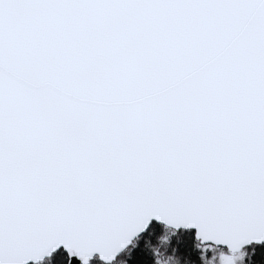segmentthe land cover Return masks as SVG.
<instances>
[{
  "label": "snow or ice",
  "instance_id": "6c2138e0",
  "mask_svg": "<svg viewBox=\"0 0 264 264\" xmlns=\"http://www.w3.org/2000/svg\"><path fill=\"white\" fill-rule=\"evenodd\" d=\"M153 218L264 241V0H0V264Z\"/></svg>",
  "mask_w": 264,
  "mask_h": 264
},
{
  "label": "trees",
  "instance_id": "16d2710c",
  "mask_svg": "<svg viewBox=\"0 0 264 264\" xmlns=\"http://www.w3.org/2000/svg\"><path fill=\"white\" fill-rule=\"evenodd\" d=\"M163 227L157 222H152L148 230L118 256L115 264H152L154 248L159 244ZM174 232L176 236L173 238L170 248L180 259L181 264H189L190 260L195 264H202L200 259L202 251L199 241L195 238V232L193 230H174ZM240 253L246 255L247 261L251 264H264V244L249 245ZM32 264H68V254L61 249L51 257ZM89 264L104 263L98 257H94Z\"/></svg>",
  "mask_w": 264,
  "mask_h": 264
},
{
  "label": "rangeland",
  "instance_id": "374dc122",
  "mask_svg": "<svg viewBox=\"0 0 264 264\" xmlns=\"http://www.w3.org/2000/svg\"><path fill=\"white\" fill-rule=\"evenodd\" d=\"M175 236L176 233L173 229L165 226L163 227L162 235L159 238V244L154 248V257L158 260L159 264H181L180 259L170 248L171 242ZM200 250L203 252L202 264H221V258L229 254L228 250L225 248L216 246L208 247L202 244H200ZM234 264L251 263L247 261L246 255L239 252L234 256Z\"/></svg>",
  "mask_w": 264,
  "mask_h": 264
},
{
  "label": "water",
  "instance_id": "95a60500",
  "mask_svg": "<svg viewBox=\"0 0 264 264\" xmlns=\"http://www.w3.org/2000/svg\"><path fill=\"white\" fill-rule=\"evenodd\" d=\"M152 222H157V223H159V224H161V225H163V226H165V227H168V228H171V229H174V230H176V231H178V230H193L194 232H195V238L200 242V244H202V245H207L205 242H203L202 240H200V239H198L197 238V236H196V233H197V231H198V229L195 227V226H192V227H184V226H181L180 228H177L174 224H169V223H167V222H165V221H161V220H157L156 218H153V220H152ZM152 222H150L149 223V225H148V227L147 228H145L143 231H141V232H138L135 236H133L132 237V239H131V242L130 243H128L127 244V246L126 247H124L123 249H122V251L120 252V254H119V256L136 240V239H138L139 237H141L147 230H148V228H149V226L151 225V223ZM252 244H264V241H260V242H256V241H252L251 243H249V244H247V245H245V246H243V247H241L240 249H238L236 252H234V253H230V249L228 248V246L227 245H224V244H217V245H215L216 247H222V248H225V249H227L228 250V252H229V254H231V255H233V257L235 256V254H237V253H239L240 251H242L245 247H247V246H249V245H252ZM64 250L67 254H68V252H67V250L65 249V247L63 246V245H61V247H60V249H58V250ZM57 250V251H58ZM94 257H98V259L102 262V263H104L105 264V262L100 258V255H99V253H97V254H95L91 259H90V261L94 258ZM46 258H49V257H45L43 260H45ZM42 260V261H43ZM90 261H89V263H90ZM39 262H41V261H39ZM39 262H36V261H28L27 262V264H32V263H39ZM73 264H82V261L79 259V258H77V257H73Z\"/></svg>",
  "mask_w": 264,
  "mask_h": 264
},
{
  "label": "clouds",
  "instance_id": "9594fccd",
  "mask_svg": "<svg viewBox=\"0 0 264 264\" xmlns=\"http://www.w3.org/2000/svg\"><path fill=\"white\" fill-rule=\"evenodd\" d=\"M200 259H201V261L203 260V255H201ZM152 264H159L158 260L155 257H153V259H152ZM189 264H195V262L190 260Z\"/></svg>",
  "mask_w": 264,
  "mask_h": 264
}]
</instances>
